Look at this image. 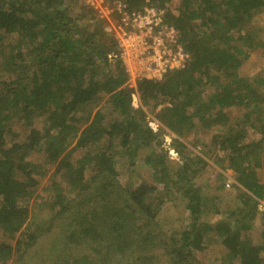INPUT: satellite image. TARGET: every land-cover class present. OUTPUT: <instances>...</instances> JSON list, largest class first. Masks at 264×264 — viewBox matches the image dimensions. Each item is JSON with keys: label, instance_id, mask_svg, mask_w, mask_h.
I'll use <instances>...</instances> for the list:
<instances>
[{"label": "trees", "instance_id": "trees-1", "mask_svg": "<svg viewBox=\"0 0 264 264\" xmlns=\"http://www.w3.org/2000/svg\"><path fill=\"white\" fill-rule=\"evenodd\" d=\"M174 1L104 0L162 10L189 55L134 89L110 24L83 0H0V264L22 261L64 212L57 264H153L154 249L169 264H198L209 234L235 264H264V229L260 244L243 234L264 200V75L240 74L251 54L264 58L251 26L264 0H179L173 12ZM248 128L261 138L248 142ZM198 129L213 131L214 154L181 141ZM167 132L178 163L162 149ZM219 170L232 173L241 203L226 217ZM51 172L76 195L59 192L40 228L29 202ZM177 197L190 222L164 235L161 206Z\"/></svg>", "mask_w": 264, "mask_h": 264}, {"label": "rangeland", "instance_id": "rangeland-1", "mask_svg": "<svg viewBox=\"0 0 264 264\" xmlns=\"http://www.w3.org/2000/svg\"><path fill=\"white\" fill-rule=\"evenodd\" d=\"M87 6H90L94 9L98 14L102 12L99 9H96V4H100L102 7L106 6L109 9V14H111L112 21L117 22L119 20V7L124 6L121 3H118L116 6L112 7L104 3V0H83ZM179 0H175L172 4L169 5V8L173 12L178 11ZM103 14V13H102ZM109 23V22H108ZM252 29L258 38L264 41V11L260 12L252 21ZM263 72L264 75V58L259 54H251L249 59L244 63L243 67L240 70V74L249 77L250 79L253 76H257L258 73ZM130 80V79H129ZM252 80V79H251ZM128 85L132 88H137V83L135 85L133 82L129 81ZM134 106L137 108L140 106V103L135 100ZM148 119L154 120V115L147 114ZM231 116L234 119L238 118L237 110H231ZM213 134V131H203V130H194L190 133L188 132L186 137L181 141L186 144L190 150H193L197 154L203 156L206 150L212 152L214 151L210 149V137ZM171 135L170 132L164 136V143L162 145V149L167 153L169 160L173 163H178L179 159L172 148L171 144ZM247 141L255 142L261 138V135L258 134L253 128H248L247 131ZM172 152V154H171ZM32 159L34 161L42 162V158L40 155H33ZM119 164L122 165V162L119 161ZM213 165V163L211 162ZM143 174L148 175V171L142 170ZM220 174L223 176L222 184L224 187V193L222 195L223 205L221 210L226 217L228 212L233 211L236 207L241 206V203L237 201L235 192L233 191V184L235 183L234 177L231 172H222ZM264 174V170L259 169L258 173ZM211 174V173H210ZM218 176H205L200 180L206 184L208 180L213 178L217 181ZM132 185H136L138 181L133 180ZM119 182L122 187H128L130 183L129 175L126 171H122L120 173ZM74 188H69L66 179H63L61 175H55V173H49L45 177L39 179V185L35 196L30 200L29 205L32 211V221L39 225L41 228V224L50 219L53 214H50V206H54L55 197L59 192H63L65 196L66 202H72L75 200L76 192L73 190ZM185 204L180 200L179 197L168 199L160 209V213L157 218L158 230L162 232L164 235L168 234L171 231L178 230L187 226L190 222L189 214L185 209ZM257 207V211L260 213L255 221L251 222L248 228L243 231L245 237L250 238V241L255 244H260L262 241L261 232L264 229V200L259 201ZM65 213V212H64ZM62 214L56 218V221L53 223L52 227L47 232H44L41 241L35 249L30 251L25 256L22 261H9L7 264H57V251L60 247H58L61 243H56V240L60 236V234L66 229L68 224V212L67 214ZM164 251L161 250H152L151 255L156 257V260L153 264H169L167 258H161V254ZM68 255V252H67ZM126 255V254H125ZM124 256V255H123ZM123 256L121 258H123ZM116 257V256H115ZM115 257L111 260L114 263ZM56 262H55V260ZM126 261L123 263V260L120 264H131V259L125 258ZM198 264H235V261L231 260L227 255V250L221 245V239L214 234H209L205 240V249L201 254H197ZM167 261V262H166Z\"/></svg>", "mask_w": 264, "mask_h": 264}, {"label": "built area", "instance_id": "built-area-1", "mask_svg": "<svg viewBox=\"0 0 264 264\" xmlns=\"http://www.w3.org/2000/svg\"><path fill=\"white\" fill-rule=\"evenodd\" d=\"M95 8L103 13L100 17L109 22L129 81L134 85L144 78L160 79L187 63L189 55L178 43L175 29L165 23L162 10L148 7L141 13H130L120 6L119 20L115 23L106 6L96 4Z\"/></svg>", "mask_w": 264, "mask_h": 264}]
</instances>
